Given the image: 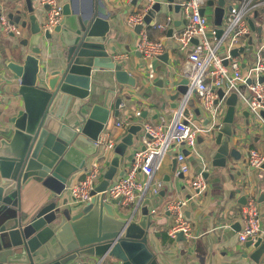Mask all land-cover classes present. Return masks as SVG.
<instances>
[{"label":"water","instance_id":"1","mask_svg":"<svg viewBox=\"0 0 264 264\" xmlns=\"http://www.w3.org/2000/svg\"><path fill=\"white\" fill-rule=\"evenodd\" d=\"M134 2L142 4L144 0ZM62 4L63 18L54 32H49L41 27L42 13L49 9L48 5L41 6V11L36 0H0V22L4 14L11 24L23 30L29 27L24 37L8 33V37L18 39L9 44L12 58L1 53L0 61V70L7 74L5 79L13 83L8 96L9 113L0 115V264H78L79 259L103 256V264H159L149 246L148 233L153 224L149 209L142 206L138 219L122 216L115 207L119 198L110 203L103 193L117 175L125 174V169H121L123 157L128 154L134 160L133 153L127 152L141 145V123L130 124L116 143L90 202L78 207L66 195L74 175L87 169L100 150L97 142L110 116L117 117L120 108L132 107L122 85L135 87L137 79L124 68L125 61H116L110 52L111 11L104 0H91L87 12L76 8L74 0H62ZM164 4L170 10L181 9L175 0H155L144 16L146 24L153 22ZM226 4L227 0L207 1L214 7L217 37L223 33ZM201 13H205V7ZM181 23L177 20L176 27ZM249 24L257 31L258 42L264 43L263 27H257L253 18H249ZM142 27L137 25L135 32L139 33ZM1 30L0 23V45L5 47ZM173 30H168L169 36ZM193 41L197 43L198 39ZM254 41L251 38L249 44L253 46ZM46 51L54 52V56L45 55ZM244 53V46L231 50L233 56ZM161 58L168 63V52ZM224 63L228 64V59ZM102 70H113L117 81V86L104 94L99 92L98 84H93L95 72ZM187 83L184 77L170 95L171 109L183 100ZM154 85L162 87L163 82ZM17 94L21 104L12 101ZM218 95V100L225 96L222 88ZM225 102L228 108L223 123L214 132V146H210L214 167H226L229 157L239 159L238 151L231 147L237 94L231 93ZM185 114H189L188 108ZM184 153L187 155V151ZM177 163L178 157H174V172ZM208 163L211 165L209 160ZM208 174L203 172L206 178ZM177 175L185 177L183 173ZM29 183H38L51 194L32 214L22 208L23 191ZM242 200L246 203V195ZM258 201L264 217V193ZM236 226L240 228V222ZM177 236L186 241L182 232ZM245 248L247 255L259 264L264 255V235L256 241L248 240ZM204 263L201 259L194 264Z\"/></svg>","mask_w":264,"mask_h":264},{"label":"built area","instance_id":"2","mask_svg":"<svg viewBox=\"0 0 264 264\" xmlns=\"http://www.w3.org/2000/svg\"><path fill=\"white\" fill-rule=\"evenodd\" d=\"M155 0H144L142 8L129 14L127 24L130 27L137 25L144 26V16ZM40 4L48 5L45 17L41 22L43 31L54 32L56 26L63 18L62 0H40ZM184 24L182 28L173 33L176 50L185 55L183 63V76L188 80V89L179 106L174 109L173 116L169 122L165 116H160L158 123L145 121L142 123L141 145L145 149L136 148L133 152V161L129 170L123 176H116L107 189L103 192L104 199L113 202L119 198L116 206L124 209L131 207L127 216L136 219L141 213L143 202L147 194L159 193L161 182L154 180L157 171L160 169L163 159L175 148L185 147L190 153L198 154L201 158L203 168L192 173V168L186 162L187 155L179 152L177 155L179 166L177 173L189 175V188L193 195L202 194L209 186L203 172L207 170V164L197 150L198 136L201 134H213L220 129L225 117L228 105L225 98L231 93L238 96L237 106L239 111L246 110L255 121L264 125V43L254 48V59L247 65H243L241 56L231 55V50L236 47H245L249 51L252 45L249 44L254 37V30L249 24L251 13L264 7V0H241L238 5H230L223 17V33L216 36V27L211 26L210 19L206 14L207 0H181L179 1ZM205 7V13L201 9ZM1 26L5 33L14 32L21 34L17 25L11 24L6 15H1ZM155 26L166 37L169 28L173 27L174 18L168 15L165 20L155 19ZM198 39L194 43V39ZM226 52L218 54L221 47ZM137 49L144 59V69L150 80L156 76V60L169 49L163 40H153L143 29L139 32ZM245 54V53H244ZM124 54L114 55L116 61H121ZM228 59V64L224 60ZM1 81V76H0ZM222 88L225 96L219 99L218 89ZM195 96L198 97L201 108L206 114V122L196 117L191 110ZM218 100V101H217ZM236 106V107H237ZM186 108L189 114L186 115ZM109 132L102 133L98 139L100 150L91 160L87 169L82 171V176L72 185L67 187V192L72 197V203L82 207L91 201L92 190L103 178L101 163L105 158L111 160L114 154L116 142L108 139ZM264 163V152L258 149H251L248 155V164L254 168H261ZM141 173L143 178H141ZM186 201L175 199L167 204V209L173 216V223L168 232L176 239L179 232H182L186 241L193 238V226L190 220L185 217L183 207ZM151 210V215L156 213ZM122 214V212H120ZM241 229L238 231V238L242 244L248 240L256 241L262 235V216L257 196L249 191L247 200L240 212ZM106 256L88 257L79 259L78 264H103ZM260 264H264V257Z\"/></svg>","mask_w":264,"mask_h":264},{"label":"crops","instance_id":"3","mask_svg":"<svg viewBox=\"0 0 264 264\" xmlns=\"http://www.w3.org/2000/svg\"><path fill=\"white\" fill-rule=\"evenodd\" d=\"M36 1L37 6L40 8L42 6L40 0ZM179 1L181 0H175V3H179ZM104 2L107 9L111 11L109 46L112 48H110V52L114 53V55L124 54L122 59L125 61L123 63L124 68L137 79L135 87L122 85L124 91L128 93L129 103L132 107L120 108V113L117 117L112 114L109 124L102 132L108 131V139L117 143L125 135L127 128L132 123L142 124L145 121L157 123L156 121H159L160 116L168 114L172 118L174 109L170 108V95L175 92L177 85L184 78L182 68L185 55L176 50L174 36H169L167 33L166 37H163L164 35L158 30L154 22L156 18L162 21L160 14L161 12H166L163 20L168 15L173 16L174 24L171 28H174L173 33H175L182 28L184 20L181 9L179 12L174 9L170 10L167 4H164L153 22L142 27V30L144 29L151 39L163 40L169 49L167 51L169 54L168 63L162 58L156 60V76L154 80H150L144 69L143 56L137 49L139 33L135 32L136 26L130 27L127 24L129 14L140 10L142 4L140 2L135 3L134 0H104ZM240 2L241 0H235L228 6L238 5ZM74 3L76 8L87 12L90 9L91 0H74ZM206 6V14L210 19V24L216 27L213 22L214 7ZM209 7H211V10H209ZM253 13L254 16L250 18H253L254 21L264 16V13L261 14L259 9ZM45 14L46 11L42 13L41 21ZM177 20H181L182 23L176 27L175 22ZM256 25L257 27H263L260 23ZM20 29L23 37L28 34L29 27L24 30ZM1 31L3 32L2 39L6 43L5 47L0 45V61L3 60L1 53L12 58L9 44H13L18 39L16 37H8V33ZM256 37L258 39L259 36L257 31L254 30L253 39L256 40ZM253 49L254 45L250 50L254 51ZM48 54L50 56L53 54L54 56L52 51L50 53L45 52V55ZM253 54L245 53L240 55L244 66L253 61ZM3 71L0 70V83L2 82L0 115L2 116L9 113L10 106L8 105H10L11 99L8 96L13 87V83L5 79L7 74ZM95 73L97 76H95L96 79L93 84H98L100 93L104 94L108 88L117 86L113 70H102ZM160 80L163 82L162 87L154 85ZM12 99L15 104L22 103V99L18 94ZM190 108L195 113L196 109H200L201 113H196V117L206 122V114L201 108L197 96H195ZM239 109L237 106L235 118L239 115L244 119L245 123L237 122V119L234 121L235 133L231 139V147H235L238 151L239 159L229 157L226 167H214L211 164L212 152H210V146L212 147L214 144V133L204 134L197 143L199 154L203 156L202 152L204 151L207 155L206 158H203L208 167L206 171L209 173L207 176L209 186L202 194L193 195L192 190L189 188V175H185L184 178L178 177L179 161L176 172L172 170L174 157H177L179 152L184 153V151H187L186 162L192 168V173L199 172L203 168V164L198 154H192L189 149L181 147V149L175 148L163 159L161 167L154 178L156 182L162 183L159 193L153 194L149 201L143 204V207L149 209L150 214L152 209L157 211L154 215H151L153 224L149 229L148 238L149 246L156 253L159 264H194L201 259L205 260L204 264H258L247 255L245 244L239 241L238 231L241 229L240 212L245 205L242 197L244 195L247 197V193L251 191L257 196L258 200L261 193H264V176L258 170L262 168L251 169L252 166L248 164V155L251 149H258L264 152V125L260 121H255L250 113L244 114L246 110L239 111ZM135 150L136 148H130L127 153H133ZM127 155L123 157L121 165V169H125V173L129 170L132 163V160ZM208 160L211 165H209ZM82 171L83 169L74 175L69 186L82 176ZM140 176L143 178L142 173ZM50 195V192L38 183H29L22 195L23 211L32 214L45 203ZM66 195L72 201V197L68 192ZM175 199L186 201L183 211L185 217L191 221L193 226V238L189 241L174 239L169 235L168 230L173 223V216L167 209V204ZM121 215L123 216L124 214ZM140 215L141 213L138 214L137 219ZM262 218L264 223V217ZM239 222L240 228L236 226V223ZM262 230V235H264V226H262ZM263 257L264 255L261 260Z\"/></svg>","mask_w":264,"mask_h":264},{"label":"rangeland","instance_id":"4","mask_svg":"<svg viewBox=\"0 0 264 264\" xmlns=\"http://www.w3.org/2000/svg\"><path fill=\"white\" fill-rule=\"evenodd\" d=\"M232 1H235V0H227L226 8H228V4H230ZM209 10H211V7H209ZM227 11H228V10H227ZM259 11H260L261 14H263V13H264V7H260V8H259ZM165 15H166V12H161L160 17H161L162 20L165 18ZM250 15H251V16H254V13H251ZM255 22H256V24H259V23H260V24L263 25V27H264V16H263L261 19H260V18L255 19ZM210 23H211V22H210ZM260 45H261V43L258 42V39H257V37H256V41H254V48H257V47H259ZM255 46H256V47H255ZM225 52H226V50H225V48L222 46V47L219 49L218 54H220V55H224ZM247 53H252V54H253L254 51L249 50ZM168 86H170V84H168ZM1 89H2V82L0 83V91H1ZM196 113L200 114V113H201V110H200V109H196ZM165 117H166V121H167V122H169V121L171 120V116H170V114L165 115ZM236 119H237V120H236ZM235 120H236L237 122H240V123H243V122H244V119H243L241 116H239V115L236 116ZM156 122L158 123L159 121H156ZM244 123H245V122H244ZM244 123H243V124H244ZM253 126H254V125H253ZM254 127H255V126H254ZM203 136H204L203 134L199 135V136H198V140H197V142H198L199 140H201ZM202 153H203V157L206 158V157H207L206 153H205L204 151H203ZM109 164H110V160L107 159V158H105V159L103 160V162L101 163V170H102V172H105V170L107 169V167L109 166ZM258 170H260V172H261L262 175L264 176V170H263V169H258ZM152 195H153V194H152L151 192H149V193L147 194V197H146V199L144 200L143 204H146V201H149V199L151 198ZM130 209H131V207H127V209H124V208H122V207H120V206H116V211H117L118 213L122 212V214H124V215L127 214V213L130 211ZM263 224H264V223H263V218H262V226H264Z\"/></svg>","mask_w":264,"mask_h":264}]
</instances>
